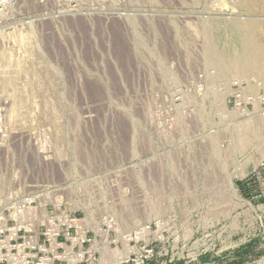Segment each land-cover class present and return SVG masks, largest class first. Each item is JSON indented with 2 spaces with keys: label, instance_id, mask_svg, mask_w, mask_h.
I'll use <instances>...</instances> for the list:
<instances>
[{
  "label": "rangeland",
  "instance_id": "rangeland-1",
  "mask_svg": "<svg viewBox=\"0 0 264 264\" xmlns=\"http://www.w3.org/2000/svg\"><path fill=\"white\" fill-rule=\"evenodd\" d=\"M8 1L0 264H113L150 225L185 264L199 240L258 232L264 0ZM222 248L193 264H264L259 239Z\"/></svg>",
  "mask_w": 264,
  "mask_h": 264
},
{
  "label": "built area",
  "instance_id": "built-area-1",
  "mask_svg": "<svg viewBox=\"0 0 264 264\" xmlns=\"http://www.w3.org/2000/svg\"><path fill=\"white\" fill-rule=\"evenodd\" d=\"M8 3V0H0V15L3 13V9ZM241 183L243 184L242 188L234 183H232L229 188L230 195H232L234 199L240 203L247 201L245 196L248 192H251L252 189L248 177L242 180ZM232 186L235 187V191L231 188ZM233 193L239 195L241 198L235 197ZM151 226L152 225L144 226L141 229H137V231L134 232L135 236L133 235V238L132 236L124 238L126 241L124 253L116 258L117 260H115L113 264H177L182 261L180 258L176 259L175 255H170L168 251H166L165 254L158 253L156 241H146L147 236L150 235V231L152 229ZM253 228H256L258 232L253 234L249 231V228L244 227V229H232V231L223 238L219 235V233L217 236L212 235L214 242L210 245H208L204 240L201 244L199 243L201 240H199L196 246V253L198 254L192 260L185 262V264H193L202 257L206 256L207 253L213 252L218 247L224 246V248L215 252L216 257H221L224 253H228L230 255L234 254L245 245L253 243L255 239H259L261 242H264L263 221L254 220ZM205 237L207 238L208 236ZM207 246L209 247V250L206 249ZM197 264L203 263L198 262Z\"/></svg>",
  "mask_w": 264,
  "mask_h": 264
},
{
  "label": "bare ground",
  "instance_id": "bare-ground-1",
  "mask_svg": "<svg viewBox=\"0 0 264 264\" xmlns=\"http://www.w3.org/2000/svg\"><path fill=\"white\" fill-rule=\"evenodd\" d=\"M118 48H119V47H118ZM122 49H123V50H122ZM120 50H122V51H124V52L126 53L124 46H123ZM121 56H122V55H121ZM96 91H97V90H96ZM96 91H95V92H96ZM95 92H94V93H95ZM234 191H235V190H234ZM236 195H237V194H236Z\"/></svg>",
  "mask_w": 264,
  "mask_h": 264
},
{
  "label": "water",
  "instance_id": "water-1",
  "mask_svg": "<svg viewBox=\"0 0 264 264\" xmlns=\"http://www.w3.org/2000/svg\"><path fill=\"white\" fill-rule=\"evenodd\" d=\"M203 264H211V263H203ZM213 264H217V263H213Z\"/></svg>",
  "mask_w": 264,
  "mask_h": 264
}]
</instances>
